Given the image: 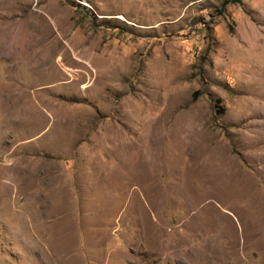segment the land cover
Instances as JSON below:
<instances>
[{
	"label": "rangeland",
	"instance_id": "1",
	"mask_svg": "<svg viewBox=\"0 0 264 264\" xmlns=\"http://www.w3.org/2000/svg\"><path fill=\"white\" fill-rule=\"evenodd\" d=\"M0 264H264V0H0Z\"/></svg>",
	"mask_w": 264,
	"mask_h": 264
}]
</instances>
